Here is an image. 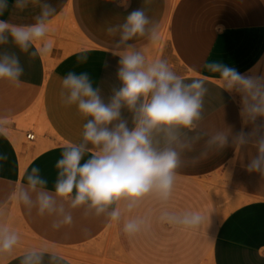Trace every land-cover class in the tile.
Here are the masks:
<instances>
[{
  "label": "crops",
  "instance_id": "obj_1",
  "mask_svg": "<svg viewBox=\"0 0 264 264\" xmlns=\"http://www.w3.org/2000/svg\"><path fill=\"white\" fill-rule=\"evenodd\" d=\"M46 2L56 8L48 29L60 31L65 20L71 29L77 28L76 33L63 24V36L52 37L51 50L37 56L21 53L11 44L0 47V51L15 52L24 68L19 86L0 81V155L7 156L0 160V223L21 236L12 253L0 255V264H19V258L33 247L56 252L64 264H93L81 255L96 254V247L108 239L112 240V260L126 264H264V176L247 171L248 153L236 154L231 147L209 151L196 164L191 157L197 153L184 152L169 199L162 201L152 194L131 211L121 202L119 221L106 215L85 216L83 209H77L72 210L73 224L56 230L51 217H41L34 209L29 212L13 196L31 167H39L52 189L56 161L70 142L80 141L86 122L74 105L62 103L60 79L69 71L87 72L107 98L119 82L115 75L118 57L110 53L114 37L106 28L123 22L133 9L144 7L166 36L158 51H148L152 60L167 59L188 82L205 81L208 92L200 129L231 126L233 132L240 131V96L224 91L218 74L208 72L204 64L221 61L247 74L264 57V0H130L127 11L111 0ZM8 3L0 19L17 25L34 23L38 6L30 4L21 11L12 6L14 0ZM147 42L136 41L141 47ZM56 43L70 49L64 52ZM83 52L88 60L78 63ZM259 72H264V63ZM28 111L39 130L45 131L36 151L15 132L13 119L25 122L22 116ZM123 118L131 126V114L124 111ZM163 211L199 212L204 221L196 228L168 223L160 219ZM131 218L145 221L135 234L123 230Z\"/></svg>",
  "mask_w": 264,
  "mask_h": 264
},
{
  "label": "clouds",
  "instance_id": "obj_2",
  "mask_svg": "<svg viewBox=\"0 0 264 264\" xmlns=\"http://www.w3.org/2000/svg\"><path fill=\"white\" fill-rule=\"evenodd\" d=\"M127 11L130 0H111ZM39 7L31 24H11L0 19V47L13 45L31 56L47 53L52 44L46 38L56 8L46 0H14L13 7L23 11L29 5ZM9 8L8 0H0V16ZM108 35L114 37L112 56L118 57V86L107 98L100 87H94L87 72L69 71L60 79L62 103L75 106L85 119L81 139L70 142L56 161V179L52 189L39 167L26 170L13 196L29 212L51 217V227L59 230L73 224L72 210L83 209L85 216L106 215L111 221L122 216L120 204L131 211L144 198L155 194L162 201L171 196L177 169L184 163V152L196 164L209 151L248 153L247 171L264 176V72H259L264 57L247 74L221 61L206 62L204 68L218 74L224 91L240 96V131L231 126L210 131L200 129L205 81H186L175 72L167 59L149 61L144 48L136 41L158 40V24L144 7L133 9L123 22L109 25ZM39 43V47H35ZM86 52L77 57L86 63ZM107 67V64L104 65ZM24 68L19 56L0 51V81L19 86ZM131 114V126L123 112ZM245 131V127H249ZM3 132V129H0ZM199 146V150H198ZM0 155V160H6ZM160 219L189 228L199 227L204 217L199 212L163 211ZM145 221L128 219L123 230L135 234ZM21 236L7 224L0 223V255L10 254L20 244ZM19 264H64L63 258L46 248L33 247L19 258Z\"/></svg>",
  "mask_w": 264,
  "mask_h": 264
},
{
  "label": "rangeland",
  "instance_id": "obj_3",
  "mask_svg": "<svg viewBox=\"0 0 264 264\" xmlns=\"http://www.w3.org/2000/svg\"><path fill=\"white\" fill-rule=\"evenodd\" d=\"M67 23V26L70 24V22L67 21H63L62 22V26H61V30L60 31H53V30H49L48 29V35L51 36V38L47 39L48 41L51 42V44H55L53 42L52 37L54 36H63V24ZM68 29L72 32V34L76 33L77 28H70L68 26ZM158 40H156L155 42H147V44L143 47L144 51H145V55L147 56V58L150 60H152V58L154 59V56L151 58V56H149L148 51L149 50H155L158 51L160 45L162 44L163 40L166 38V36L164 35V33L159 32L158 30ZM57 46H59L61 49H63V51H67L68 49H70V47L65 46L63 44H57ZM63 52V53H64ZM32 111H28L25 115H23L22 117L26 118L25 122L23 123H19V118H14L13 121L16 124V133L19 136V139L21 140V142H23L25 145L27 146H31L34 145L35 146V150H37V148H39L38 146V142L40 140L41 137H43V134L45 133V131H40L39 127L37 126V123L33 120L30 119L29 116L31 115ZM27 128H32L34 133H35V138L32 141H27L24 137V130ZM112 247V240L108 239V241L106 242L105 245H98L96 248L97 253L94 255H86L83 254L81 255V257H83L84 259H88L91 263L93 264H126L125 262H123L122 260H117V261H113L111 258V254H110V248Z\"/></svg>",
  "mask_w": 264,
  "mask_h": 264
},
{
  "label": "built area",
  "instance_id": "obj_4",
  "mask_svg": "<svg viewBox=\"0 0 264 264\" xmlns=\"http://www.w3.org/2000/svg\"><path fill=\"white\" fill-rule=\"evenodd\" d=\"M24 137L27 141H32L35 138V133L32 128H27L24 130Z\"/></svg>",
  "mask_w": 264,
  "mask_h": 264
},
{
  "label": "bare ground",
  "instance_id": "obj_5",
  "mask_svg": "<svg viewBox=\"0 0 264 264\" xmlns=\"http://www.w3.org/2000/svg\"><path fill=\"white\" fill-rule=\"evenodd\" d=\"M14 140H15V139H14ZM18 141H19V140H18ZM15 142H16V140H15ZM18 143H19V142H18ZM16 144H17V143H16ZM18 145L20 146V144H17V146H18Z\"/></svg>",
  "mask_w": 264,
  "mask_h": 264
}]
</instances>
